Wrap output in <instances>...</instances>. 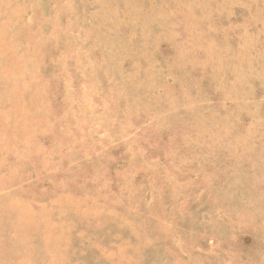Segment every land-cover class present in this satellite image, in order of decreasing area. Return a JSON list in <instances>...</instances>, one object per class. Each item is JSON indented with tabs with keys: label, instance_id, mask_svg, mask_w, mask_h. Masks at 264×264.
Returning <instances> with one entry per match:
<instances>
[{
	"label": "rangeland",
	"instance_id": "rangeland-1",
	"mask_svg": "<svg viewBox=\"0 0 264 264\" xmlns=\"http://www.w3.org/2000/svg\"><path fill=\"white\" fill-rule=\"evenodd\" d=\"M0 264H264V0H0Z\"/></svg>",
	"mask_w": 264,
	"mask_h": 264
}]
</instances>
